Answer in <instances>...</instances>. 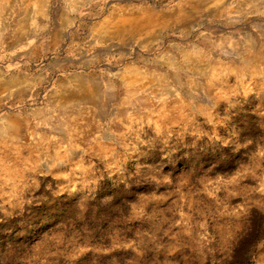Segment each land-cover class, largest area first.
<instances>
[{
  "label": "rangeland",
  "instance_id": "obj_1",
  "mask_svg": "<svg viewBox=\"0 0 264 264\" xmlns=\"http://www.w3.org/2000/svg\"><path fill=\"white\" fill-rule=\"evenodd\" d=\"M0 264H264V0H0Z\"/></svg>",
  "mask_w": 264,
  "mask_h": 264
}]
</instances>
